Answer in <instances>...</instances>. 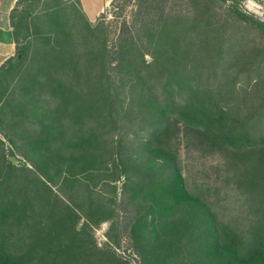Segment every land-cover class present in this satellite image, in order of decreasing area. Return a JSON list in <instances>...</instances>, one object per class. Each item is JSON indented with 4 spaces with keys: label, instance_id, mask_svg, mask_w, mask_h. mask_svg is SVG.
I'll list each match as a JSON object with an SVG mask.
<instances>
[{
    "label": "trees",
    "instance_id": "trees-1",
    "mask_svg": "<svg viewBox=\"0 0 264 264\" xmlns=\"http://www.w3.org/2000/svg\"><path fill=\"white\" fill-rule=\"evenodd\" d=\"M24 1L11 13L17 53L0 69V105L7 93L5 69H20L19 90L26 100L18 111L29 117L24 135L30 161L44 182L28 180L29 171L0 154V264H130L110 245H97L91 224L78 229L80 214L57 199L48 184L77 177L74 164L82 173L105 176L111 156L98 132L112 127L121 133L127 124L148 130L150 170L158 159L174 168L167 176L165 168L157 170L163 177L155 176L159 182L144 191L154 203L131 225L140 264H264V250L241 258L221 242L209 210L189 195L173 154L159 142L175 120L230 149L264 156V48L224 50L225 43L238 42L227 37V22L212 14L209 0H192L194 9L185 14L168 7L172 0H143L132 26L124 25L112 48L104 30L99 34L103 24L92 26L60 4L44 14L50 30L32 32V20L19 9ZM234 12L264 34L263 21ZM85 36L95 45L76 54ZM208 44L217 46L211 57ZM226 54L232 55L229 64ZM36 57L41 70L33 73L30 64ZM241 63L244 68L235 78L244 74L256 77L255 82L239 85L233 78L232 70ZM42 91L47 95L36 97ZM88 121L92 126L85 129L82 123ZM133 142L126 143L125 159ZM184 211L188 223H177Z\"/></svg>",
    "mask_w": 264,
    "mask_h": 264
},
{
    "label": "rangeland",
    "instance_id": "rangeland-1",
    "mask_svg": "<svg viewBox=\"0 0 264 264\" xmlns=\"http://www.w3.org/2000/svg\"><path fill=\"white\" fill-rule=\"evenodd\" d=\"M142 1L116 0L94 22L88 19L79 0H26L19 9L29 16V20H32V32L37 29L50 30L48 26H44L46 21L44 14L58 8L57 4H60L63 10L70 12L76 18H84L92 26L103 24L99 34L104 30L108 46L112 48L124 25L132 26ZM209 1L215 8L212 14H218L216 18L227 22L224 27L227 30V37L234 38L238 42L225 43L224 50L236 51L243 45L244 48H264V34L240 21L234 12V9H237L264 22V0ZM169 3V8L182 14L194 9L192 0H172ZM28 40V42L33 41L35 47L36 40L32 36ZM94 42V38L85 36L78 44L80 52L75 50V53L86 52L95 45ZM214 48L217 46L207 45L208 56L211 57ZM231 57L232 55L226 54L223 59L229 64ZM146 58L148 61L152 60L150 55H146ZM37 59L39 57L30 64V71L33 73L41 70ZM242 68L244 65L241 63L232 70L233 78ZM5 71L2 86L7 89V93L0 105V140L3 143H0V154H6L9 163L29 171L24 176L28 180L35 178L44 182L41 172L30 161L32 155L30 144L24 135L25 129L30 125L29 117L22 116L18 111L26 100L22 96V90H19L21 70H10L9 67ZM244 76L241 74L239 79L235 78L239 85H247L256 80V77L252 76L248 79ZM54 77L56 79L59 75L56 74ZM35 94L36 97L47 95L44 91ZM47 99L52 101L50 95ZM26 114L28 115V112ZM89 123V121L82 123V127L88 129V126H92ZM98 134L104 137L111 156L105 176L99 178L96 173L93 175L82 173L81 165L74 164L72 170L77 173V177L64 175L68 181L62 185L49 182L48 184L57 199H61L80 214L78 229L91 224L93 236L100 248L110 245L130 264H140L141 258L129 235L131 225L137 216L146 214L154 203L144 191L146 189L150 191V186L159 182L155 176L163 177L157 170L165 168L167 176L174 168L170 164L161 163L164 159H158L157 162L160 164L156 165L154 171L150 170L148 154L145 151L147 129L140 130L137 126L132 127L127 124L121 133L112 131V127H107L104 132L99 131ZM129 135L130 137L127 138ZM132 138L134 142L128 145V158L125 159L123 150ZM159 142L173 154L174 163L184 179V186L189 195L209 210L210 221L214 223L221 242L234 249L241 258H249L256 252L264 250V156H254L230 149L209 134L189 128L175 120L167 133L160 137ZM130 146H132L131 150ZM74 151L75 149L69 150V154ZM61 168L65 167L61 166ZM28 174L32 177L29 178ZM17 175L19 178V174ZM49 209L52 211L53 206L51 205ZM178 222L188 223L185 211L179 212ZM114 242H119V246H114Z\"/></svg>",
    "mask_w": 264,
    "mask_h": 264
},
{
    "label": "crops",
    "instance_id": "crops-1",
    "mask_svg": "<svg viewBox=\"0 0 264 264\" xmlns=\"http://www.w3.org/2000/svg\"><path fill=\"white\" fill-rule=\"evenodd\" d=\"M20 0H0V69L16 56L17 46L14 29L11 24V13ZM83 11L91 22L96 21L115 0H79Z\"/></svg>",
    "mask_w": 264,
    "mask_h": 264
}]
</instances>
